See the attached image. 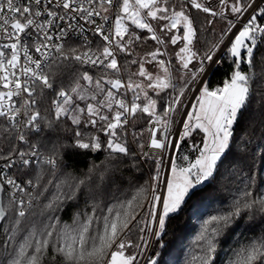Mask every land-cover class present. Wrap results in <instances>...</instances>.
Instances as JSON below:
<instances>
[{"label": "snow or ice", "instance_id": "obj_1", "mask_svg": "<svg viewBox=\"0 0 264 264\" xmlns=\"http://www.w3.org/2000/svg\"><path fill=\"white\" fill-rule=\"evenodd\" d=\"M197 13L224 27L206 29ZM73 34L84 43L68 44ZM257 62L264 69V0H0V264H174L167 222L186 209L199 219L218 182L228 195L200 222L184 264H264V133L235 135L264 88ZM222 65V86L210 88ZM67 122L71 142H53ZM68 150L103 151L107 163L41 203L45 171L66 168ZM125 160L154 165L131 199L105 209L86 192L90 212L71 224L54 214ZM134 229L142 243L126 239Z\"/></svg>", "mask_w": 264, "mask_h": 264}, {"label": "trees", "instance_id": "obj_2", "mask_svg": "<svg viewBox=\"0 0 264 264\" xmlns=\"http://www.w3.org/2000/svg\"><path fill=\"white\" fill-rule=\"evenodd\" d=\"M196 15H198L199 22L203 24L206 29L211 27L215 29L216 33H219L221 28L224 27V22L218 18L215 20L213 25L209 26L206 23L205 14L197 13ZM208 18L210 19L211 17ZM205 36L208 39L213 38L210 31L206 32ZM68 44L77 47L81 45L78 42L72 41L68 42ZM154 45L155 42L149 40L147 42L148 50H152ZM143 47L145 46L141 45L137 47L136 52L142 55ZM148 67L150 71L154 70L151 66ZM81 70H84V68L82 67ZM132 70H135V66H133ZM245 70L247 71V69ZM226 71H229L227 65H222L219 70L208 77L210 88L222 86L223 79L225 78L224 73ZM255 71L258 75V79H264V69L261 68L258 62ZM90 74L95 76L99 73L97 70H92ZM64 84L65 87H67L70 84V81L67 78H64ZM261 92H264V88L257 90V96L253 101L251 108L241 118L235 131L236 137L251 138L254 136L259 138L260 135L264 133V100L260 99ZM190 95L191 94H189V97ZM141 124H143V121H141ZM176 126L177 125H174L173 131L175 130ZM63 127L67 128L68 130L57 131L51 134L50 139L53 142H55L57 138H59V140L63 143L71 142L68 138L71 136V127L73 126L70 125V122H67ZM43 135L49 136V130L45 128ZM195 138L198 141L200 136L196 135ZM147 139L148 133L145 132L143 141L147 143ZM190 142L191 141H186L185 146ZM0 147L7 149L8 145L2 139H0ZM50 147L51 144H49V148ZM141 160H143V157ZM64 161L67 167L57 172L55 176H53L47 170L45 171L41 184H47L48 191L44 193L43 197H41V203H47L48 199H51V197L57 193V184H62V191L67 193L69 191L68 186L71 185L74 180L84 178V175L89 172V169L93 163L96 165H100L101 162L107 163V155L103 151L99 153L82 155L77 151L68 150L65 153ZM35 167L38 170L40 165L37 164ZM151 174H154V165L151 161L143 162L138 164V166L133 167V162L131 160H125L124 162L120 163L117 168L110 169L108 171L105 181L100 188L97 187L99 182L94 178L90 183V186L86 189H83L82 192L78 194L77 200L67 201L63 205V210L55 212L54 214L58 215L62 222L71 224L73 218L78 212L91 211L90 206L93 201L84 193L91 192L93 195H95L96 200L101 203V206L105 207L106 209V207H110L118 201L131 199V197L136 194L137 190L141 186H146V182L149 180V176ZM33 175H35V173H33ZM49 180L52 181L51 184H48ZM65 181L66 183H64ZM223 186L228 188L232 187L231 181L225 179L223 181ZM221 187V183L218 182L208 190L206 197L203 199V206L200 209V213L202 214L199 215V219H197L196 215L193 214L196 210L193 209L190 211L186 209L175 218L167 222V235L164 237V239L168 243L169 254L164 257L165 260L172 261L174 264H184L185 257L196 250L195 241L200 231V222L203 219H206L209 214H212L214 208L221 206L219 201L228 195L227 191H221ZM192 203L193 201H189V205ZM140 235L142 234L134 229L133 232L130 233L128 237H126V239H130L133 244L141 243L139 239ZM231 244L235 246V240L231 241ZM225 247H228V245H225ZM130 251L134 253V251L136 252L137 249L133 247ZM221 256H223V253H221Z\"/></svg>", "mask_w": 264, "mask_h": 264}, {"label": "built area", "instance_id": "obj_3", "mask_svg": "<svg viewBox=\"0 0 264 264\" xmlns=\"http://www.w3.org/2000/svg\"><path fill=\"white\" fill-rule=\"evenodd\" d=\"M85 36H87V38L89 39V40H92L93 39V36H92V34H91V32L90 31H86L85 32ZM78 42V43H80V44H83L84 43V38L83 37H77V35L76 34H73V37H72V39H70L68 42ZM67 42V43H68ZM93 47H95V43L93 44ZM83 50H86V49H84V48H81V51H83ZM88 66H83V68H87Z\"/></svg>", "mask_w": 264, "mask_h": 264}, {"label": "rangeland", "instance_id": "obj_4", "mask_svg": "<svg viewBox=\"0 0 264 264\" xmlns=\"http://www.w3.org/2000/svg\"><path fill=\"white\" fill-rule=\"evenodd\" d=\"M192 95V94H191ZM191 95H190V97H191ZM189 97V98H190ZM176 128H177V126H176ZM176 128H175V130L173 131V132H175L176 131ZM147 150V149H146ZM166 160H167V155L165 156V163H166ZM166 168V167H165ZM165 168L163 169V171H165ZM145 236H146V234H144ZM146 238L147 239H150L149 237H147L146 236ZM142 243V242H141ZM141 251H145V255H148V254H150V252L149 251H147V250H144V249H141ZM134 253H135V251H134ZM140 259V261H141V264H143V257H140L139 258Z\"/></svg>", "mask_w": 264, "mask_h": 264}, {"label": "water", "instance_id": "obj_5", "mask_svg": "<svg viewBox=\"0 0 264 264\" xmlns=\"http://www.w3.org/2000/svg\"><path fill=\"white\" fill-rule=\"evenodd\" d=\"M191 98V97H190ZM179 128V125H177V128H176V130ZM166 162H167V160H166ZM164 174L165 175H168V171H167V168H165V171H164ZM1 223V222H0Z\"/></svg>", "mask_w": 264, "mask_h": 264}]
</instances>
